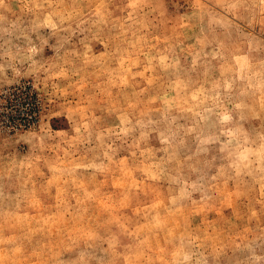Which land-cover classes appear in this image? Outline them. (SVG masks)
Segmentation results:
<instances>
[{
	"label": "rangeland",
	"instance_id": "obj_1",
	"mask_svg": "<svg viewBox=\"0 0 264 264\" xmlns=\"http://www.w3.org/2000/svg\"><path fill=\"white\" fill-rule=\"evenodd\" d=\"M0 264H264V0H0Z\"/></svg>",
	"mask_w": 264,
	"mask_h": 264
}]
</instances>
